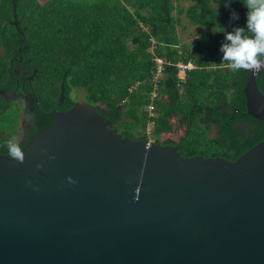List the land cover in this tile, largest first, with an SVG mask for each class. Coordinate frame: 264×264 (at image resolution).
Listing matches in <instances>:
<instances>
[{
    "label": "water",
    "instance_id": "water-1",
    "mask_svg": "<svg viewBox=\"0 0 264 264\" xmlns=\"http://www.w3.org/2000/svg\"><path fill=\"white\" fill-rule=\"evenodd\" d=\"M249 70L246 113L264 122ZM42 113L22 162L0 153V264H264V140L184 157L84 100Z\"/></svg>",
    "mask_w": 264,
    "mask_h": 264
},
{
    "label": "trees",
    "instance_id": "trees-1",
    "mask_svg": "<svg viewBox=\"0 0 264 264\" xmlns=\"http://www.w3.org/2000/svg\"><path fill=\"white\" fill-rule=\"evenodd\" d=\"M246 12L243 0H0V153L16 133L17 100L29 117L23 148L52 121L42 112L68 110L82 91L123 136L236 160L264 140V122L246 113L250 70L219 51L223 28L245 27ZM182 14L205 30L190 43L179 38ZM180 62L193 65L184 77ZM255 79L264 94V68Z\"/></svg>",
    "mask_w": 264,
    "mask_h": 264
},
{
    "label": "clouds",
    "instance_id": "clouds-1",
    "mask_svg": "<svg viewBox=\"0 0 264 264\" xmlns=\"http://www.w3.org/2000/svg\"><path fill=\"white\" fill-rule=\"evenodd\" d=\"M230 3L224 0L225 7ZM243 5L247 9L245 27L234 26L231 31L222 27L224 37L219 48L223 61L236 70L252 68L264 57V0H243ZM230 18L238 20L239 16L232 11ZM6 143L10 156L22 162V148L14 139Z\"/></svg>",
    "mask_w": 264,
    "mask_h": 264
},
{
    "label": "rangeland",
    "instance_id": "rangeland-1",
    "mask_svg": "<svg viewBox=\"0 0 264 264\" xmlns=\"http://www.w3.org/2000/svg\"><path fill=\"white\" fill-rule=\"evenodd\" d=\"M181 4L186 7L189 4V2H181ZM181 17H182L181 25L178 27V33L181 42L190 43L193 39H195L197 36H199L205 31L204 28H201L200 26L190 25L188 19L184 16V14H182ZM77 93H78V96H76L77 101H83L82 91L81 92L79 91ZM16 102L18 103V113L17 116L15 117L16 133L12 135V139H14L15 142L18 143L22 139V133H23L22 130L25 125L26 115H25V108L23 101L17 100ZM15 115H16V111L14 108H12L9 112V115L6 118H4L6 122V126H8L9 122L11 121L10 118H13V116ZM177 137H178L177 133H174L172 135V138L176 140ZM149 141L153 142L152 139H150Z\"/></svg>",
    "mask_w": 264,
    "mask_h": 264
},
{
    "label": "built area",
    "instance_id": "built-area-1",
    "mask_svg": "<svg viewBox=\"0 0 264 264\" xmlns=\"http://www.w3.org/2000/svg\"><path fill=\"white\" fill-rule=\"evenodd\" d=\"M154 60L157 63V73H158V75H160L161 74L160 72L162 70L163 61L159 57H155ZM178 66L180 67V72L182 73L181 77H184L186 69H190V68L193 67L192 63H190V62L188 64H183V63L180 62V64H178ZM261 68H264V59L260 60L259 63L256 66H254L252 68H249V69H253L255 71H258ZM146 109L150 112L151 115H153L152 105H148L146 107Z\"/></svg>",
    "mask_w": 264,
    "mask_h": 264
},
{
    "label": "flooded vegetation",
    "instance_id": "flooded-vegetation-1",
    "mask_svg": "<svg viewBox=\"0 0 264 264\" xmlns=\"http://www.w3.org/2000/svg\"><path fill=\"white\" fill-rule=\"evenodd\" d=\"M29 102L31 103L32 102V100H31V98H29ZM25 115H26V121L28 120V114L27 113H25ZM26 121H25V127H26V129H28L29 128V125L26 123ZM22 139H21V141L20 142H22V141H24L25 140V130L23 129L22 130Z\"/></svg>",
    "mask_w": 264,
    "mask_h": 264
},
{
    "label": "crops",
    "instance_id": "crops-1",
    "mask_svg": "<svg viewBox=\"0 0 264 264\" xmlns=\"http://www.w3.org/2000/svg\"><path fill=\"white\" fill-rule=\"evenodd\" d=\"M182 73L180 72V75H181Z\"/></svg>",
    "mask_w": 264,
    "mask_h": 264
}]
</instances>
